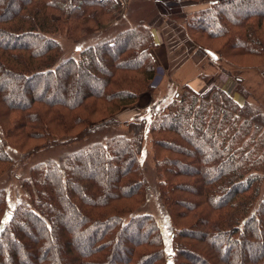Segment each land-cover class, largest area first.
Segmentation results:
<instances>
[{
  "label": "trees",
  "instance_id": "1",
  "mask_svg": "<svg viewBox=\"0 0 264 264\" xmlns=\"http://www.w3.org/2000/svg\"><path fill=\"white\" fill-rule=\"evenodd\" d=\"M207 1L186 18L188 38L214 42L229 63L264 60V3L239 13L264 0ZM115 10L113 0H0V170L12 165L5 145L25 153L81 140L152 97L148 117L123 123L124 134L35 165L23 184L30 200L7 216L0 190V264H264V114L216 87L154 99L153 36L141 24L60 60L55 34L101 32ZM145 138L170 253L140 212Z\"/></svg>",
  "mask_w": 264,
  "mask_h": 264
},
{
  "label": "rangeland",
  "instance_id": "2",
  "mask_svg": "<svg viewBox=\"0 0 264 264\" xmlns=\"http://www.w3.org/2000/svg\"><path fill=\"white\" fill-rule=\"evenodd\" d=\"M113 1L117 4V10L110 15L115 17L109 24H106L108 20L104 19L101 32L78 38L67 36L64 33H57L53 36L61 48L60 60L70 57L77 58L82 49L100 41L109 40L118 33L141 24L147 27L153 36L154 48L151 53L156 63V72L151 85L154 88V99L171 98L174 94L181 92L185 85L184 81L189 80L191 78L189 76H192L198 79L201 84L200 88L197 87L199 88L197 91L194 90L195 92L202 94L211 87H216L224 91L239 105L249 104L254 110L264 114V60L261 61L262 63L258 60L252 63L250 58H237L231 59L234 60V64L229 63L215 54L214 50L217 45L214 42L200 40L195 44L188 38L184 22L191 14H187L208 8L211 3L207 0H128L130 3L129 12L125 15L121 13L124 10L120 9L126 6V1ZM263 3L255 2L251 6L241 9L239 13L245 14V11L261 8ZM154 29L164 37L163 45L158 47L159 50H163L164 47L169 50L167 69H162L153 53L157 48ZM159 41L161 40L159 39ZM207 47L208 49H206ZM235 78H239L241 81L236 82ZM140 97L139 103L121 110L113 117L119 124L118 126L102 128L101 131L87 135L81 140H74L70 143L68 140L59 141L56 144L49 143L42 148L25 153H18L5 145V152L12 161L10 168H1L0 170V190L5 193L6 197V216L12 212L17 203L30 200L29 191L23 184L29 181L32 168L35 165L49 160L57 161L69 152L103 143L111 135L124 134L123 123L132 122L137 117L147 118L145 108L151 103L152 97L150 94H143ZM138 157L148 187L147 201L140 212L150 214L155 218L162 230L167 253H170L171 223L158 192L159 174L153 160V146L149 138H145L142 143ZM80 236L77 235V238L80 239ZM77 244L84 251L86 245L83 239L78 240ZM120 255L121 253H119Z\"/></svg>",
  "mask_w": 264,
  "mask_h": 264
},
{
  "label": "crops",
  "instance_id": "3",
  "mask_svg": "<svg viewBox=\"0 0 264 264\" xmlns=\"http://www.w3.org/2000/svg\"><path fill=\"white\" fill-rule=\"evenodd\" d=\"M121 1V0H120ZM126 1V6L125 7H123V9H120V10H124V12H121V13H124V15L125 14H127L128 12H129V6H130V3H129V1L128 0H125ZM118 2H119V0H118ZM122 2H123V0H122ZM184 13V12H183ZM190 14H192V13H188L187 15H190ZM154 38H155V45L157 46V48L158 47H161L162 45H163V40H164V37H163V34H161V33H158L157 31H156V29H154ZM157 36H158V40H157ZM163 37V38H162ZM159 39L161 40V41H159ZM156 48V50H154L153 51V53H154V56L156 57V59H157V62L160 64V66L162 67V69H167V65H166V62L169 60V58H168V54H169V50H168V48H163V50H159L160 48H158L157 49ZM161 55H160V54ZM189 77H191L189 80H186V81H184L185 82V85H187V86H189L192 90H198L199 88H200V83H199V80L198 79H196V78H194V77H192V76H189ZM156 78H158V77H156ZM195 82H198V83H195ZM157 84V83H156ZM159 84V83H158ZM157 86V85H156ZM197 87H199V88H197ZM197 88V89H196ZM202 88V87H201ZM141 101V97H140V99H139V101H138V103Z\"/></svg>",
  "mask_w": 264,
  "mask_h": 264
}]
</instances>
